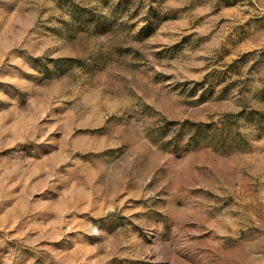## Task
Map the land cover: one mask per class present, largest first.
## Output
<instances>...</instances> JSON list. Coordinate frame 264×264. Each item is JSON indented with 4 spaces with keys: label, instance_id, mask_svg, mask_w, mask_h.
I'll use <instances>...</instances> for the list:
<instances>
[{
    "label": "rangeland",
    "instance_id": "obj_1",
    "mask_svg": "<svg viewBox=\"0 0 264 264\" xmlns=\"http://www.w3.org/2000/svg\"><path fill=\"white\" fill-rule=\"evenodd\" d=\"M0 264H264V0H0Z\"/></svg>",
    "mask_w": 264,
    "mask_h": 264
}]
</instances>
